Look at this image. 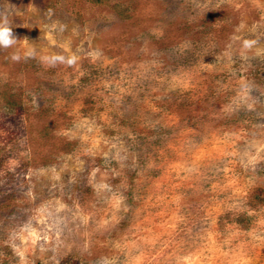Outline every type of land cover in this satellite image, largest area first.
Segmentation results:
<instances>
[{
  "label": "rangeland",
  "instance_id": "rangeland-1",
  "mask_svg": "<svg viewBox=\"0 0 264 264\" xmlns=\"http://www.w3.org/2000/svg\"><path fill=\"white\" fill-rule=\"evenodd\" d=\"M0 24V264H264V0H0Z\"/></svg>",
  "mask_w": 264,
  "mask_h": 264
},
{
  "label": "clouds",
  "instance_id": "clouds-1",
  "mask_svg": "<svg viewBox=\"0 0 264 264\" xmlns=\"http://www.w3.org/2000/svg\"><path fill=\"white\" fill-rule=\"evenodd\" d=\"M16 42V37L12 32V29L8 27L6 24H0V47L7 48ZM32 52H26L25 56H31ZM13 60H18L19 56L13 54ZM49 63H55L56 61H63L64 57L59 55H53L51 57H45ZM75 57L69 58L67 60L68 64H72L74 62Z\"/></svg>",
  "mask_w": 264,
  "mask_h": 264
}]
</instances>
